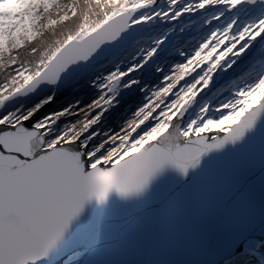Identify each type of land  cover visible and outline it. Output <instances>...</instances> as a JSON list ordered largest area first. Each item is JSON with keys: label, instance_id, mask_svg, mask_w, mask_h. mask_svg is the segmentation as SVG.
<instances>
[{"label": "snow or ice", "instance_id": "snow-or-ice-1", "mask_svg": "<svg viewBox=\"0 0 264 264\" xmlns=\"http://www.w3.org/2000/svg\"><path fill=\"white\" fill-rule=\"evenodd\" d=\"M213 162L230 220L175 264H264V0H0V264H131Z\"/></svg>", "mask_w": 264, "mask_h": 264}, {"label": "water", "instance_id": "water-1", "mask_svg": "<svg viewBox=\"0 0 264 264\" xmlns=\"http://www.w3.org/2000/svg\"><path fill=\"white\" fill-rule=\"evenodd\" d=\"M224 169V164L213 162L208 166V174L181 195L176 206L141 218L125 249L102 258L131 264H175L193 258L192 250L199 241L216 228L225 227L230 220L231 210L214 193L216 181ZM260 207L257 183L251 203L242 206V210L258 216Z\"/></svg>", "mask_w": 264, "mask_h": 264}, {"label": "rangeland", "instance_id": "rangeland-1", "mask_svg": "<svg viewBox=\"0 0 264 264\" xmlns=\"http://www.w3.org/2000/svg\"><path fill=\"white\" fill-rule=\"evenodd\" d=\"M190 19V17H188L187 15L185 16V21H188ZM226 83L227 82H225L224 84H225V86H226Z\"/></svg>", "mask_w": 264, "mask_h": 264}, {"label": "flooded vegetation", "instance_id": "flooded-vegetation-1", "mask_svg": "<svg viewBox=\"0 0 264 264\" xmlns=\"http://www.w3.org/2000/svg\"><path fill=\"white\" fill-rule=\"evenodd\" d=\"M221 83H222V84H224V83H225V81H222Z\"/></svg>", "mask_w": 264, "mask_h": 264}]
</instances>
